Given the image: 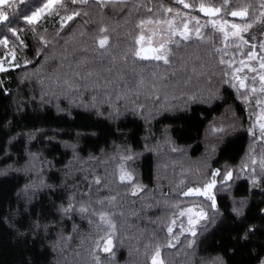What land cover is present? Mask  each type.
<instances>
[{
  "label": "trees",
  "instance_id": "1",
  "mask_svg": "<svg viewBox=\"0 0 264 264\" xmlns=\"http://www.w3.org/2000/svg\"><path fill=\"white\" fill-rule=\"evenodd\" d=\"M47 1L0 4V61L16 59L0 72V264H97L101 215L116 247L99 264H151L157 251L164 264H264V92L232 80L251 47L209 29L167 63L136 57L141 24L166 10L256 23L264 0H60L56 22H28ZM211 183L213 202L186 195ZM192 203L205 223L168 247Z\"/></svg>",
  "mask_w": 264,
  "mask_h": 264
},
{
  "label": "rangeland",
  "instance_id": "2",
  "mask_svg": "<svg viewBox=\"0 0 264 264\" xmlns=\"http://www.w3.org/2000/svg\"><path fill=\"white\" fill-rule=\"evenodd\" d=\"M7 1L9 0H4V2ZM59 1L60 0H48L42 8L34 13L36 14L35 18L32 19L30 23L51 24L56 22L57 19L53 14V9ZM203 8L205 11H202L201 7L199 8V12L203 18H198L178 10H166V19L163 22H146L141 24L140 34L136 41V57L142 60L164 62L163 59L157 60L152 57L164 55L168 59L172 47L192 40L201 41L205 38L209 29H217L222 37L223 44L228 45L234 42L239 45L251 47V51L244 59L240 60L239 66L234 72L232 80L236 88L241 91H246L248 89L247 87L250 85L252 88L251 92H264V12H262V15L256 23L243 24L220 19L219 9L212 7ZM34 14L29 18L33 17ZM231 17L242 22L246 20L247 14L246 12L244 16H233L231 14ZM29 18L27 19L28 22ZM232 25H237L238 27L233 28ZM137 53H140V55H137ZM145 56L148 58H143ZM15 62L16 59L14 54L11 53L5 56L4 59L0 61V72L15 67ZM255 80H259L258 82H260L258 88H253L252 86ZM259 101L261 104L260 107H258L253 128L254 130L261 131L264 130V128H262V125H264V97L259 98ZM126 164V161H123L118 168V179L121 183L130 184L132 175L128 172ZM228 178L229 177H227V179ZM214 187L215 183H211L203 189H191V193L187 195L201 197L209 202H213ZM140 192V188L133 187L131 195L135 196ZM189 192L190 190L187 191V193ZM206 214V209L199 203L187 204L178 208L176 216L172 219L167 228L168 235L170 236L168 247H174L183 235L188 234L193 236V233L196 234L197 229L205 223ZM101 216L104 217L103 220ZM101 216H99V222L102 229L104 228L107 234L97 243L95 250V260L97 264L105 257L114 256L116 247V226L114 220L109 215ZM169 229H171V231H169ZM109 240L111 241L110 244L108 243ZM106 248L108 249L107 251L105 250ZM161 254V251L155 252L150 263L152 264L153 258H156L160 264H164Z\"/></svg>",
  "mask_w": 264,
  "mask_h": 264
},
{
  "label": "snow or ice",
  "instance_id": "3",
  "mask_svg": "<svg viewBox=\"0 0 264 264\" xmlns=\"http://www.w3.org/2000/svg\"><path fill=\"white\" fill-rule=\"evenodd\" d=\"M3 2H4V0H0V3H3ZM187 6H188V5H185V7H187ZM201 10H202V11H205V9L203 8V6L201 7ZM0 15H2V14H0ZM35 15H36V14H34L33 17L29 18V22H31V20L35 18ZM232 15H233V16H244V15H245V12H243V11H240V12H232ZM69 19H71V17H69ZM232 27H233V28H237L238 26H237V25H232ZM106 42H107V41H106V38L100 40V42H99V43H100V47L103 48L104 45L106 44ZM137 55H140V53H137ZM143 58H148V57L145 56V57H143ZM152 58L157 59V60L163 59L165 63L168 62V61H167V58H166L164 55H156V56H154V57H152ZM262 128H264V125H262ZM229 175H230V173H229ZM122 179H123V177H122ZM97 183H99V181H97ZM191 191H192V190H190L189 193H186V195H187V194H190ZM197 191H198V190H197ZM101 219L103 220L104 217L101 216ZM113 227H114V226H113ZM169 231H171V229H169ZM194 234H195V233H193V235H194ZM108 243L110 244L111 241L109 240ZM105 250L107 251L108 249L106 248ZM157 255H158V253H157ZM152 264H160V262H159L156 258H153V262H152Z\"/></svg>",
  "mask_w": 264,
  "mask_h": 264
}]
</instances>
